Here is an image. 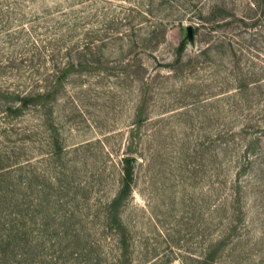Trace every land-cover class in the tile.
Segmentation results:
<instances>
[{
	"label": "rangeland",
	"instance_id": "1",
	"mask_svg": "<svg viewBox=\"0 0 264 264\" xmlns=\"http://www.w3.org/2000/svg\"><path fill=\"white\" fill-rule=\"evenodd\" d=\"M0 264H264V0H0Z\"/></svg>",
	"mask_w": 264,
	"mask_h": 264
}]
</instances>
